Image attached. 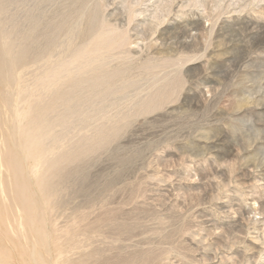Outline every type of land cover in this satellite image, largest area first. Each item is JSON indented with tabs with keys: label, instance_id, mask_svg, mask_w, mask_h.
<instances>
[{
	"label": "rangeland",
	"instance_id": "374dc122",
	"mask_svg": "<svg viewBox=\"0 0 264 264\" xmlns=\"http://www.w3.org/2000/svg\"><path fill=\"white\" fill-rule=\"evenodd\" d=\"M0 50V264H264V0H0Z\"/></svg>",
	"mask_w": 264,
	"mask_h": 264
},
{
	"label": "bare ground",
	"instance_id": "6f19581e",
	"mask_svg": "<svg viewBox=\"0 0 264 264\" xmlns=\"http://www.w3.org/2000/svg\"><path fill=\"white\" fill-rule=\"evenodd\" d=\"M1 50H0V82L3 81V74H4V64L2 63L1 58ZM8 60V59H7ZM5 61V60H4ZM93 68V67H92ZM9 72V71H8ZM6 73V72H5ZM7 81V80H6ZM59 95V94H58ZM61 95V94H60ZM61 98V97H60ZM58 100V99H57ZM3 121V120H2ZM2 131V130H1ZM19 135V134H18ZM26 135V134H25ZM28 135V134H27ZM24 137V135L22 136ZM3 139V138H2ZM15 142V141H14ZM33 144V143H32ZM2 159V165L7 166L8 170L12 172V177L14 178V193L17 191L19 194L15 195L14 198L10 200V206L15 204L16 206H19L22 211L25 213L24 218L26 225H36L40 221V215L37 214L35 216V213H37V204L33 197L30 195L25 194L24 192L28 190L27 183H25V180L22 178L21 170L18 168L17 160L13 152L10 150L6 151L1 155ZM1 163V162H0ZM1 165V167H2ZM47 181V180H46ZM44 182V181H43ZM46 183V182H45ZM47 185V184H46ZM39 189V187H38ZM41 189V188H40ZM4 191V190H3ZM46 191V189H45ZM33 194V193H32ZM11 210V209H10ZM2 214V213H1ZM20 218V217H19ZM37 226V225H36ZM21 227V226H20ZM21 229V228H20ZM12 231V230H11ZM21 231V230H20ZM23 232V231H22ZM10 234V233H9ZM23 239V238H22ZM36 244V243H35ZM45 245V244H44ZM5 254V253H4ZM28 257V262H31L32 264H36L38 261V256L36 249L30 251V253H21V257ZM42 257V256H41ZM44 259V258H43ZM8 262V261H7ZM6 263V262H5ZM9 264V263H8Z\"/></svg>",
	"mask_w": 264,
	"mask_h": 264
}]
</instances>
